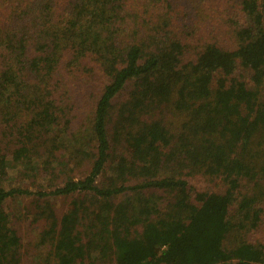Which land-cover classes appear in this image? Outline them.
<instances>
[{
    "label": "trees",
    "instance_id": "trees-1",
    "mask_svg": "<svg viewBox=\"0 0 264 264\" xmlns=\"http://www.w3.org/2000/svg\"><path fill=\"white\" fill-rule=\"evenodd\" d=\"M21 202L55 264H264V0H0V264Z\"/></svg>",
    "mask_w": 264,
    "mask_h": 264
},
{
    "label": "rangeland",
    "instance_id": "rangeland-1",
    "mask_svg": "<svg viewBox=\"0 0 264 264\" xmlns=\"http://www.w3.org/2000/svg\"><path fill=\"white\" fill-rule=\"evenodd\" d=\"M197 186H204L205 180L198 179L195 181ZM27 203L21 202L17 204V211L16 207L13 210V214L16 218L15 226L17 227L18 234L21 237L22 246H21V263L20 264H37L45 261H49L52 259L44 250L41 245L38 243V238L35 234L36 225L26 217V212L23 210ZM58 210L63 209V200L56 201L55 203ZM51 264H55L52 260H50Z\"/></svg>",
    "mask_w": 264,
    "mask_h": 264
}]
</instances>
